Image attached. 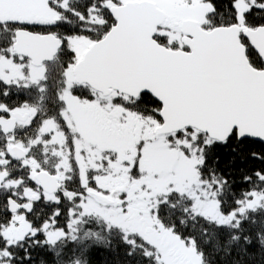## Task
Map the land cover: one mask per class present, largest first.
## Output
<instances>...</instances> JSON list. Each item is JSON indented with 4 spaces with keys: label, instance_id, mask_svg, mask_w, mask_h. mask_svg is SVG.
<instances>
[{
    "label": "snow or ice",
    "instance_id": "6c2138e0",
    "mask_svg": "<svg viewBox=\"0 0 264 264\" xmlns=\"http://www.w3.org/2000/svg\"><path fill=\"white\" fill-rule=\"evenodd\" d=\"M0 264H264V0H0Z\"/></svg>",
    "mask_w": 264,
    "mask_h": 264
},
{
    "label": "trees",
    "instance_id": "16d2710c",
    "mask_svg": "<svg viewBox=\"0 0 264 264\" xmlns=\"http://www.w3.org/2000/svg\"><path fill=\"white\" fill-rule=\"evenodd\" d=\"M100 259V257H97V260H99Z\"/></svg>",
    "mask_w": 264,
    "mask_h": 264
}]
</instances>
